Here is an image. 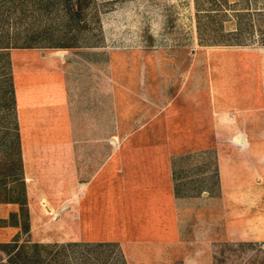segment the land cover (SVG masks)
<instances>
[{
    "label": "rangeland",
    "instance_id": "1",
    "mask_svg": "<svg viewBox=\"0 0 264 264\" xmlns=\"http://www.w3.org/2000/svg\"><path fill=\"white\" fill-rule=\"evenodd\" d=\"M36 1L0 0V42L22 43L47 30L55 38L42 42L54 45L60 41L59 36L68 33L62 5L46 11ZM211 1L93 0L76 34L81 45L70 48L96 46L101 49L103 61L118 59L119 75L132 74L135 66L145 61L151 92H166L167 120L173 117L175 101L184 105L190 98L198 99V111L203 115L200 104L206 102L208 93H223L225 87L231 94L238 88L243 99H238L240 107L244 103L248 107L260 101L264 91V15L258 12L264 7V0H225L222 10ZM200 8L217 10L200 14L204 15L200 17L201 30L205 32L202 37L197 30ZM245 8L249 12L242 17V23L249 28L245 27L242 34L222 36L220 32H209L222 21L225 31L234 29L235 12ZM201 38L236 40L241 44L205 45ZM16 49L20 48L0 49V164L10 151L8 143L15 127L11 89ZM191 92L195 94L191 96ZM235 108L230 105L225 132L215 130L217 126L213 131H179L186 121H181L182 126L167 121L166 140L179 144L169 155L174 192L182 198L179 226L172 243L157 248L142 245L144 257L135 260L133 245L122 238L90 235L86 229L85 236L98 239H73L71 228L64 227L55 213L50 216L52 222H38L28 233L19 227L0 226V244L17 237L19 243L46 245L37 252H28L36 264H237L254 254L253 248L264 249V108ZM214 122L222 127L217 116ZM203 123L204 116L199 117L197 127ZM246 134L251 144L254 142L248 149L250 153L245 150L249 145ZM231 139L242 149L234 147ZM223 152L227 156L225 193L220 175ZM43 206L47 207L45 202ZM16 209L17 206L0 205V225L10 222L9 214ZM238 242L254 246L241 256L225 251L226 243ZM7 257L0 246V264H7Z\"/></svg>",
    "mask_w": 264,
    "mask_h": 264
},
{
    "label": "crops",
    "instance_id": "2",
    "mask_svg": "<svg viewBox=\"0 0 264 264\" xmlns=\"http://www.w3.org/2000/svg\"><path fill=\"white\" fill-rule=\"evenodd\" d=\"M118 68V59L103 61L96 46L16 49L14 124L29 230L38 222H52L50 216L58 213L57 220L71 228L73 239H98L85 236L86 229L90 235L122 238L133 245L135 260H141L142 245L172 243L179 226L182 198L174 192L169 155L179 144L166 140L167 121L179 126L186 121L179 131H213L217 126L215 130L225 132L230 105L247 111L264 108V91L260 101L242 108L238 88L232 94L226 87L223 93H208L200 104L203 115L197 98L184 105L175 101L173 117L167 120L166 92H151L145 61L132 74L119 75ZM248 137L245 150L254 145ZM221 163L225 193L224 152ZM0 205L18 209L15 203ZM1 226L19 227L6 222Z\"/></svg>",
    "mask_w": 264,
    "mask_h": 264
},
{
    "label": "trees",
    "instance_id": "3",
    "mask_svg": "<svg viewBox=\"0 0 264 264\" xmlns=\"http://www.w3.org/2000/svg\"><path fill=\"white\" fill-rule=\"evenodd\" d=\"M39 6L44 10L48 11L50 8H53L58 5H62V11L65 14L66 20L65 23L68 27V33L63 36H56L58 43L54 45H50L48 43L42 42V40H48L49 38H55L53 34L47 32V30H43L38 32L36 35H32L29 38L22 42L18 43L17 41H7L5 43L0 42V49L5 48H34V47H57V48H70L80 46L81 43L77 42L78 30L82 28V22H84V13L89 7V5L93 2V0H37ZM218 5H217V3ZM225 0H212L211 3L215 4L214 6H220L221 10L224 9ZM215 9H198L197 12V30L199 35L204 36V30H201L200 25V17L204 15L200 14H210L207 12L213 11ZM237 10L235 12V16L237 19L235 20L234 29H230L225 31L224 29V21L218 25L216 28H212L209 32L219 33L223 36L224 34L237 36L243 33V29L245 27L249 28V25L246 23H242V17L246 15V12H249L248 9ZM217 11V10H215ZM260 15H264V7L260 9ZM207 16V15H205ZM209 16V15H208ZM205 28V30H207ZM264 42V41H263ZM201 43L205 45H236L241 44L236 40H221V39H207L202 40ZM47 44V45H46ZM264 44V43H263ZM7 75V74H6ZM12 93V89H11ZM9 153H7V158L4 160L2 164H0V169L2 173L0 174V202L5 203H15L18 205L17 211L10 212L9 219L10 222L8 225L11 226H19L23 233L29 232V215L28 209L26 205V195H25V184L22 176V166L20 159V151H19V140L18 134L16 132L15 127L13 128V133L9 139ZM5 224V223H4ZM3 225V224H2ZM1 226V225H0ZM0 246L7 253V264H36V259H33L32 256L28 255V252L33 249V251L37 252L39 248H45L46 245L42 243L33 242L30 243L28 241H23L19 243V238H13L12 242L1 243ZM254 244L248 242H238V243H226L225 251L229 253H238V256H241L242 253L248 251V249H252ZM263 248V247H262ZM261 246L254 249V254L247 256L245 259H240L237 264H264V249ZM122 257V256H120ZM234 260V259H233ZM244 260V262H243ZM122 261L124 262L123 258ZM222 261V260H220ZM218 262V261H217Z\"/></svg>",
    "mask_w": 264,
    "mask_h": 264
}]
</instances>
